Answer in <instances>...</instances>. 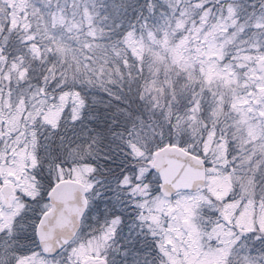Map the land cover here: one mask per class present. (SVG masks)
<instances>
[{
  "label": "snow or ice",
  "instance_id": "obj_1",
  "mask_svg": "<svg viewBox=\"0 0 264 264\" xmlns=\"http://www.w3.org/2000/svg\"><path fill=\"white\" fill-rule=\"evenodd\" d=\"M0 264H264V0H0Z\"/></svg>",
  "mask_w": 264,
  "mask_h": 264
}]
</instances>
